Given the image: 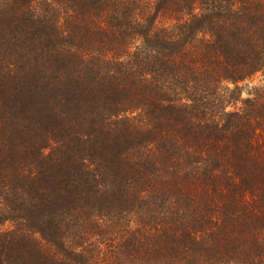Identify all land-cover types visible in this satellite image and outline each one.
Masks as SVG:
<instances>
[{"label": "trees", "instance_id": "1", "mask_svg": "<svg viewBox=\"0 0 264 264\" xmlns=\"http://www.w3.org/2000/svg\"><path fill=\"white\" fill-rule=\"evenodd\" d=\"M0 264H264V0H0Z\"/></svg>", "mask_w": 264, "mask_h": 264}, {"label": "rangeland", "instance_id": "2", "mask_svg": "<svg viewBox=\"0 0 264 264\" xmlns=\"http://www.w3.org/2000/svg\"><path fill=\"white\" fill-rule=\"evenodd\" d=\"M243 95H244V96L247 95V91H246V90L243 92ZM8 225H9V223H6V224L4 225V228L8 227Z\"/></svg>", "mask_w": 264, "mask_h": 264}]
</instances>
